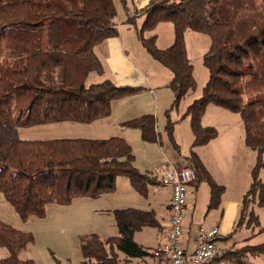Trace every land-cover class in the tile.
<instances>
[{
	"label": "trees",
	"instance_id": "obj_1",
	"mask_svg": "<svg viewBox=\"0 0 264 264\" xmlns=\"http://www.w3.org/2000/svg\"><path fill=\"white\" fill-rule=\"evenodd\" d=\"M140 11V24L136 16L128 21L147 51L171 70L168 86L175 93V104L196 86L185 31L210 36L204 54L209 78L188 114L193 147L218 136L215 127L201 123L210 104L239 112L243 118L245 141L255 151L256 162L236 231L244 223L247 201L256 197L264 205V0H150ZM116 16L114 0H0V191L22 219L44 216L51 203L67 205L74 198L113 192L119 176H127L143 195L147 184L155 182L135 166L133 147L123 137L31 139L19 131L108 117L114 100L141 89L109 78L88 82L90 73H104L94 48L117 34ZM161 22L175 27L174 42L167 48L158 46L155 33L148 35ZM122 125L140 128L147 141H160L153 114ZM168 129L172 135L173 128ZM188 157L197 180L211 186L209 209L216 207L224 187L213 180L195 152ZM114 216L119 235L103 239L92 233L81 238L89 264H129L132 258L153 253L134 239L143 227L158 226L153 210L128 207L114 210ZM34 239L32 232L0 218V247L9 251L7 257H0V264H39L18 256ZM263 251L264 243L246 245L227 250L223 258L246 264L245 254Z\"/></svg>",
	"mask_w": 264,
	"mask_h": 264
},
{
	"label": "rangeland",
	"instance_id": "obj_2",
	"mask_svg": "<svg viewBox=\"0 0 264 264\" xmlns=\"http://www.w3.org/2000/svg\"><path fill=\"white\" fill-rule=\"evenodd\" d=\"M166 24L167 25H160V28L157 26L158 30H154V32L158 34L157 44L160 48L169 47L175 39L174 25L171 22ZM165 26H170V31L167 30ZM185 40L188 56L193 64L196 86L194 89L188 91L176 104L175 93L168 85L162 87L157 86L156 90L159 94L162 92H168L170 94L168 104L160 106L158 113H156L157 111L151 112V114L156 117V129L162 138L161 142L157 140L147 141L143 138L140 128L128 127V130L137 134L138 140L136 141L131 138L133 139L131 143L139 162L142 161L145 163L146 156L143 145L154 146V144L157 143L159 155H152L148 162L158 164L160 161H167L165 159L170 153H174L175 150L179 151L183 149L187 151L189 156L195 152L198 156L201 155L207 163L209 162L211 167L215 166L213 162L215 159L213 153H216V151L213 147L212 149L210 147H205L204 149H199V151H196L195 148L191 149L192 145L189 144V139L191 138L190 136L192 135L193 129L192 118L191 115L188 114L189 106L195 99L202 96L204 85L209 78V69L204 64V54L210 47L211 39L207 33L188 29L185 31ZM139 44L141 47L140 50L129 51L146 68L152 77H156L154 76L155 74L153 75V73L156 72L155 67L168 70V68L166 69L164 65L159 63L147 51L142 43ZM142 50H144V52ZM143 54L148 56L147 58L151 63L143 58ZM153 64L155 67H153ZM98 80H100V77L96 72H92L89 75V83ZM140 91L141 90L131 94L134 95ZM204 114L201 119L202 124L205 123L215 127L223 136L225 133H232L228 140L230 148L221 151L220 162L221 166H224V168L230 163V170H232L231 175L235 178L232 185L235 186L236 194L241 198L243 205L246 191L251 185L252 168L256 162L255 151L251 149L245 141V125L243 118L239 112H234L214 104L211 109H208L205 117ZM108 117H103L89 123L74 121L46 123L21 128L19 131L22 137L31 139H51L57 137L107 138L123 135L124 130H127L126 127L119 123L112 124V118ZM105 122L107 123L106 128L99 126ZM109 123H111L112 126H108ZM169 126L173 128L172 135L169 129L167 130ZM216 156L215 160L217 161L219 159L218 154H216ZM162 165L163 163L158 166ZM153 171L149 173L151 177H154ZM217 176L222 178L226 176V174L219 173ZM261 178L264 180V171L261 172ZM113 192L105 193L96 198H74L73 201L67 205L51 203L47 206L44 216L31 215L27 219H22L15 207L6 199L3 192L0 191V218L17 229L32 232L35 237L33 242L19 252V258L34 259L39 264H89L85 260L81 249V238L83 236L97 233L103 239H106L111 236L119 235V228L114 216V210L122 209L124 204L118 199L109 202L108 198L122 196L126 190L121 185L115 194H111ZM149 193L151 192L147 189L146 195L142 194L143 198L149 195ZM142 203L143 204L134 203L133 206L136 205L138 208L147 206L146 200ZM246 205L244 223L237 227L233 237V240L237 242L236 249L246 245L251 246L264 243V205L261 204L259 198L256 197H253L251 201H247ZM152 242L153 240L151 239L150 243ZM120 254L123 256L122 253ZM8 255V249L0 247V257H7ZM243 260L246 264H264V251L255 254H245ZM133 264L140 263L134 262Z\"/></svg>",
	"mask_w": 264,
	"mask_h": 264
},
{
	"label": "crops",
	"instance_id": "obj_3",
	"mask_svg": "<svg viewBox=\"0 0 264 264\" xmlns=\"http://www.w3.org/2000/svg\"><path fill=\"white\" fill-rule=\"evenodd\" d=\"M117 7V16L115 18V28L117 34L107 38L103 43L96 45L94 51L96 55L104 64V73L98 74L100 82L106 78L112 79L118 85L137 87L141 88L139 93L134 95H128L119 99H116L112 102V112L108 118H112L113 123H119L122 125L123 122L130 119L145 115L151 114V112L158 113L160 106L168 104L170 100V94L168 92L158 93L156 90L157 86H166L169 84L172 78V72L168 68L165 70L163 68H156V72L153 73L152 77L146 68L135 58V56L129 50H140L141 41L137 36L136 27L134 24L129 23L128 19L131 16H136L137 24L142 22L141 9L147 5L150 0H114ZM166 23L170 22H161L160 25H167ZM158 27L156 28L158 30ZM167 30L170 31V26H165ZM155 33L158 37V34L154 31L148 32V35ZM170 33V32H169ZM175 33V32H174ZM132 48V49H131ZM143 49V48H142ZM144 52V50H142ZM143 58L150 62L146 54H143ZM159 62V61H158ZM160 63V62H159ZM167 69V67H166ZM91 74V73H90ZM213 104H210L205 110V115L207 114L208 109H211ZM155 108V110H154ZM153 110V111H152ZM99 120V119H98ZM97 121V120H96ZM109 123L108 126H112ZM204 126H209L208 124L203 123ZM101 127L107 126V123L99 125ZM124 126V125H122ZM124 130V134L120 137H123L128 143L131 144V141L138 140L137 134L131 132V130ZM78 134V133H76ZM218 132V136L212 139L205 145L192 147L195 136L192 132L191 138L189 139V144L192 145L191 149L195 148L196 151L199 149H204L205 147H212L215 149L216 153H213L214 158L216 159V154H218L219 161L214 159L215 166L211 167L209 162L205 161L203 157L200 156L201 161L204 163L209 174L213 180L218 184L224 187L221 196L220 203L216 207L209 209L210 197H211V186L206 180H197L196 182L189 185V197L188 203L185 209V217L183 222L184 234L181 240V245L187 250H192L196 246V238L194 230L199 225H204L206 228L210 229L213 227H218L220 230V239L219 245L223 248H227L230 251H234L237 247V242L233 240L235 234V226L239 218L242 201L241 198L236 194V188L233 184L234 176H232V170L230 163L224 166H221L220 156L223 149L230 148L229 139L232 133H225V135ZM112 137V136H111ZM108 138V137H107ZM133 138V139H131ZM162 138L160 137V142ZM133 142V141H132ZM180 146V145H179ZM145 152V163L138 161L137 154H135V166L142 173H150L158 165L170 162L172 166H192V163L189 159V154L183 149L174 153H170L165 160L160 161L158 164L148 162L152 155L158 156V145L157 143L154 146H145L143 145ZM218 149V151H217ZM134 151V149H133ZM136 153V152H135ZM199 153V152H198ZM159 158V157H158ZM226 174L222 178H219L217 174ZM230 175V176H229ZM155 179V182L148 183V191L151 192L149 195L143 198L142 194L135 189L132 185L130 179L127 176H119L117 179V189L111 194H115L120 186L126 190L124 195L119 197H109L108 201L112 202L113 200H121L124 204L122 208L135 207L134 203L143 204L142 202L146 200L147 206L141 207L144 210H153L158 220V226H145L141 230L135 232V240L145 248H149L152 252L159 244L166 240L170 227V204L172 198V190L170 187L163 185L159 178L154 175L152 177ZM127 179V180H126ZM131 187V188H130ZM133 189V190H132ZM247 190V189H246ZM245 190V191H246ZM201 192V194H200ZM138 193V195H137ZM202 197V198H201ZM200 199V200H199ZM153 240L150 243V240ZM152 244V245H151ZM120 257L123 259L125 256ZM134 262L140 264H154V259L152 253L149 256L143 258H132L129 264ZM220 264H236L231 262L229 257L221 259Z\"/></svg>",
	"mask_w": 264,
	"mask_h": 264
},
{
	"label": "built area",
	"instance_id": "obj_4",
	"mask_svg": "<svg viewBox=\"0 0 264 264\" xmlns=\"http://www.w3.org/2000/svg\"><path fill=\"white\" fill-rule=\"evenodd\" d=\"M153 174L172 190L170 227L166 240L153 250L154 264H220L228 249L219 245L218 227L208 229L199 225L194 230L196 246L189 251L181 245L189 185L197 181L194 167H177L165 162L156 167Z\"/></svg>",
	"mask_w": 264,
	"mask_h": 264
}]
</instances>
